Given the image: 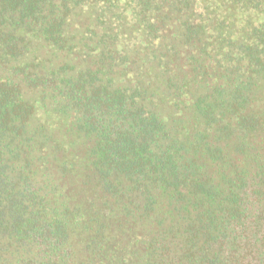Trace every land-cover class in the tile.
Listing matches in <instances>:
<instances>
[{
    "label": "trees",
    "instance_id": "1",
    "mask_svg": "<svg viewBox=\"0 0 264 264\" xmlns=\"http://www.w3.org/2000/svg\"><path fill=\"white\" fill-rule=\"evenodd\" d=\"M0 264H264V0H0Z\"/></svg>",
    "mask_w": 264,
    "mask_h": 264
},
{
    "label": "rangeland",
    "instance_id": "2",
    "mask_svg": "<svg viewBox=\"0 0 264 264\" xmlns=\"http://www.w3.org/2000/svg\"><path fill=\"white\" fill-rule=\"evenodd\" d=\"M80 20L82 21L81 23H79L81 25L87 23L85 21L84 16H81ZM113 21L110 20L109 22H113ZM167 29H168V26H163L162 27V31H163L162 33H164V34L167 33ZM236 35H238V34H236ZM135 36L136 37H133V38H131L128 41L127 45H130L131 42H133L134 44L135 43H138L140 57L146 56L149 60H151L152 57H153V51L155 50L154 44H151V43H153V35L152 34L147 35L146 33L141 32L140 33V36L139 35H136V34H135ZM141 37H143V39H148L149 42L141 43L140 40H139ZM220 38H221L220 42L223 41V34H220ZM235 56H237V55H235ZM170 69H173V68L171 67Z\"/></svg>",
    "mask_w": 264,
    "mask_h": 264
}]
</instances>
